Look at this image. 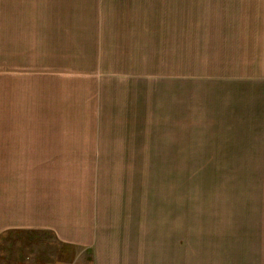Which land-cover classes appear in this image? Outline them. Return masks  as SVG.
Returning a JSON list of instances; mask_svg holds the SVG:
<instances>
[{
	"label": "rangeland",
	"instance_id": "1",
	"mask_svg": "<svg viewBox=\"0 0 264 264\" xmlns=\"http://www.w3.org/2000/svg\"><path fill=\"white\" fill-rule=\"evenodd\" d=\"M263 87L264 0H0V264H264Z\"/></svg>",
	"mask_w": 264,
	"mask_h": 264
},
{
	"label": "crops",
	"instance_id": "2",
	"mask_svg": "<svg viewBox=\"0 0 264 264\" xmlns=\"http://www.w3.org/2000/svg\"><path fill=\"white\" fill-rule=\"evenodd\" d=\"M264 88V87H263ZM257 90V89H255ZM255 93H250L248 94V92L243 93L242 95V104H243V110H242V115H243V138H242V152H243V161L245 159L249 161V159H246V153L249 152H259L260 151L264 152V131L263 132H259L257 131V127H255V123L257 121V117L259 116L262 118H264V91H263V98L259 99L258 94H256V100L253 101L250 104V97L253 96ZM249 100V110L250 113L249 115H246L245 109H244V105H246L248 103ZM242 135V134H241ZM250 146H252L250 148ZM257 146V147H256ZM39 210H41L40 208L37 209V211L35 212V216L43 215L42 212H38ZM262 211L261 213H259L258 211ZM256 216L254 217V219L252 221H250V217L246 218L245 214L243 215V219H242V224L239 225V227L236 229V231L238 232H249L251 231L254 232L258 229H249L247 228L250 225L253 224H258L260 223L263 227H264V209H258ZM57 211L52 212V210H50V213L47 214L49 216H51V220H50V224L49 225H42L43 223L41 221L37 222L34 224V226L32 227H21V226H14L16 228H25V230H35V231H42V232H49L51 234H54L55 237L59 240L60 239V244L59 247L57 244L51 245L53 244L51 241L48 242V240H38L37 244L38 246H41L42 248L44 247V250L41 252V254L38 255V260L36 261V264H47V263H51V262H45V259L43 257H46L50 260H52L51 258H56L58 259L56 264H70L71 261H75V259H79L80 256V252L82 253V250L85 252V250L87 248H91V257L92 259L96 260V264H102V261H106V258H108V260H110V263H114V264H118V263H122L119 260V254L118 253V248L115 246H113L112 251H103L101 249V245L99 247H96V244L94 242H91V240L93 238H90L88 241H83L81 239H79L78 236H76V238L74 236H70V238H61L60 236V231L58 228V223L55 225H52V223L54 222V219H57ZM248 214V213H247ZM55 216V218H54ZM53 219V220H52ZM55 221V222H57ZM9 227H4L1 228V230H7ZM99 238V236H98ZM180 239L176 240L177 242L180 240V244L182 245L184 243L183 241V237H179ZM95 239V238H94ZM260 239L258 243H263L264 242V237L263 238H258ZM98 240V239H97ZM105 239L103 238V243ZM85 242V243H84ZM110 242V241H108ZM81 247V248H79ZM111 248V247H110ZM117 248V250H116ZM253 250H250V252ZM104 253V254H103ZM123 256V254H121ZM58 256H60L58 258ZM64 257V259H63ZM259 258L257 259V261L252 260V263H259L261 264V258L262 254L260 256H258ZM43 258V261H42ZM81 258V257H80ZM41 259V260H40ZM62 259V260H60ZM123 260V259H122ZM112 261V262H111ZM259 261V262H258ZM15 263V262H14Z\"/></svg>",
	"mask_w": 264,
	"mask_h": 264
}]
</instances>
